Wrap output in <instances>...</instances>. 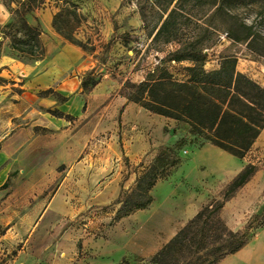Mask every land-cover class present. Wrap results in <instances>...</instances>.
<instances>
[{
  "label": "rangeland",
  "instance_id": "374dc122",
  "mask_svg": "<svg viewBox=\"0 0 264 264\" xmlns=\"http://www.w3.org/2000/svg\"><path fill=\"white\" fill-rule=\"evenodd\" d=\"M68 1L80 16L62 35L52 19L63 0H0V264H93L92 255H109L108 264H152L118 262V255H153L201 206L219 199L231 179L211 174L198 189L209 170L200 166L222 160L215 150L236 157L201 148L185 124L123 97L128 83L143 80L174 48L151 45L147 34L158 13L150 1L141 9L136 0ZM22 21L40 32L37 60L9 48L12 35L25 34ZM215 22L222 26L216 46L206 51L205 69L217 68L219 51L231 43L229 28L241 35V24L251 25L259 38L251 47L236 44V70L264 85V0L225 2ZM3 31L10 35L2 37ZM189 64L165 66L181 80ZM167 147L178 163L151 190V204L112 221L117 191L132 189ZM35 154L41 157L36 166ZM244 186L220 212L234 231L264 205L263 189L253 212L235 214L238 195L250 193Z\"/></svg>",
  "mask_w": 264,
  "mask_h": 264
},
{
  "label": "trees",
  "instance_id": "16d2710c",
  "mask_svg": "<svg viewBox=\"0 0 264 264\" xmlns=\"http://www.w3.org/2000/svg\"><path fill=\"white\" fill-rule=\"evenodd\" d=\"M136 1L140 9L142 4L150 1L157 10V20L147 34L151 45L160 48L174 44V48L146 72L143 80L126 85L123 94L126 102L183 123L189 134L201 140L200 145L210 144L242 159L264 128V85L236 70L237 57L233 49L239 43L251 47L259 35L251 25L241 24V35L229 28L225 35L231 43L219 51L217 68L206 70V51L216 46V31L222 26V22L216 23L215 18L222 12L225 2L232 0ZM79 16L77 7L63 0V5L53 16L52 27L63 35L64 29L71 31L74 28ZM13 25L9 22L5 28L10 29ZM20 27L25 34L12 35L9 48L34 60L39 59L43 53L39 30L24 21ZM2 34V37L10 35L4 31ZM1 45L0 40V49ZM185 60L190 62L184 66L185 78L174 79L165 64ZM177 163L173 149H162L137 176L135 186L114 200L113 204L119 206L112 221L148 207L152 202L151 190ZM257 170L256 165L246 164L224 186L220 198L201 206L168 242L150 256L149 262L217 264L244 247L253 238L254 231L264 226V205L260 213L253 214L242 229L235 231L226 225L220 212Z\"/></svg>",
  "mask_w": 264,
  "mask_h": 264
},
{
  "label": "crops",
  "instance_id": "0c3cea01",
  "mask_svg": "<svg viewBox=\"0 0 264 264\" xmlns=\"http://www.w3.org/2000/svg\"><path fill=\"white\" fill-rule=\"evenodd\" d=\"M5 16V11L3 4L0 2V19ZM205 146H212L210 144H204L201 148ZM215 147V146H212ZM217 148V147H216ZM200 148H197V150ZM209 150H213L212 148L208 147ZM219 149V148H218ZM217 152L218 157L222 158L219 159V162H206L202 164L206 165L209 169L206 174H204V179L198 183V189L202 186L205 187L206 184L204 181L211 177L212 175H218L220 177H230L231 179L239 173L242 168L246 164H252L258 166V170L254 173L251 179L245 184L244 188L249 190V194L245 199L241 198V195H238V204L234 209L235 214L246 212H253L257 196L260 194L261 191L264 189V128L261 130L259 135L254 140L252 146L246 153V155L240 158H231L228 157L226 154H223L221 151H214ZM224 152V151H223ZM232 156V155H231ZM41 162V157L38 154L33 155V164L34 166L38 165ZM230 179V180H231ZM229 180V181H230ZM198 191V190H197ZM119 191H117V196ZM230 200H228L223 208L222 212H226V206L229 204ZM231 206V205H230ZM231 209V207H230ZM135 214V212L133 213ZM133 214L129 215L132 216ZM231 229V228H230ZM174 232H172L168 240L169 241L173 236ZM138 253L140 252L139 249L136 250ZM96 257L98 260L93 262V264H108L104 261V258L108 257L109 255H92ZM152 255H118V262L122 260H133V259H140L146 260L149 259ZM95 259V258H94ZM217 264H264V228L259 231L252 239L248 241V243L242 247L237 252L226 256Z\"/></svg>",
  "mask_w": 264,
  "mask_h": 264
},
{
  "label": "built area",
  "instance_id": "2783aa9c",
  "mask_svg": "<svg viewBox=\"0 0 264 264\" xmlns=\"http://www.w3.org/2000/svg\"><path fill=\"white\" fill-rule=\"evenodd\" d=\"M221 38H223V37L221 36Z\"/></svg>",
  "mask_w": 264,
  "mask_h": 264
}]
</instances>
